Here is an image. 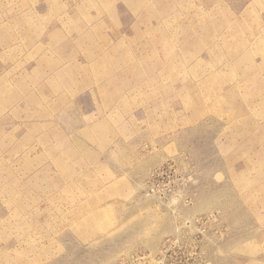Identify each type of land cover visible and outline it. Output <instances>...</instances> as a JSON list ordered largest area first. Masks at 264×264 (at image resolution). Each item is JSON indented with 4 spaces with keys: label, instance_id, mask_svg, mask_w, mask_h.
I'll return each mask as SVG.
<instances>
[{
    "label": "rangeland",
    "instance_id": "374dc122",
    "mask_svg": "<svg viewBox=\"0 0 264 264\" xmlns=\"http://www.w3.org/2000/svg\"><path fill=\"white\" fill-rule=\"evenodd\" d=\"M0 264H264V0H0Z\"/></svg>",
    "mask_w": 264,
    "mask_h": 264
}]
</instances>
